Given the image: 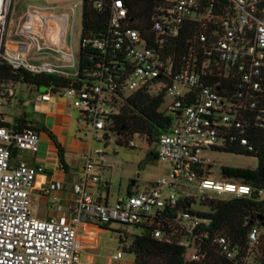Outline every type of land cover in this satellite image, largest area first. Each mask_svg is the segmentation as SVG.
Instances as JSON below:
<instances>
[{
    "label": "built area",
    "instance_id": "obj_1",
    "mask_svg": "<svg viewBox=\"0 0 264 264\" xmlns=\"http://www.w3.org/2000/svg\"><path fill=\"white\" fill-rule=\"evenodd\" d=\"M205 1L165 0L159 5L152 23L158 45H164L170 33L176 35L188 19H210V14L218 6L211 0L205 15L201 12ZM225 1L227 5L219 7L223 12L221 23L216 24L221 30L215 31L217 38L213 40L209 52L205 53L208 58L197 65L199 71L185 70L176 74L171 68L164 67L156 50L146 45L137 30L125 26L128 10L122 2L116 1L110 36L88 41L95 49L108 54L112 72L106 69V73H99L98 80L91 88L65 89L62 93L73 100L85 123L91 126L93 140L101 142L104 137H96V133L104 131L108 116L117 113L113 97L121 99L118 93L127 95L128 92L147 89L149 93L157 95L166 91V95L174 98L171 107L173 127L158 136L156 155L157 159L170 163L169 179L160 180L148 190L120 198L114 204L95 199L88 187L100 185V171L105 163L104 151L97 149L88 156L83 177L73 187L76 201L72 216L38 219L30 209V194L37 176L45 168L29 166L25 162L14 164L13 154L20 150L36 149L41 140L40 134L32 129L13 130L0 126V264H80L78 237L83 224L93 222L137 228L151 226L159 213L169 206L175 207L181 198L189 197L179 193V188L184 185H197L199 189L211 193L207 194L211 199L242 198L253 193L252 187L245 184L226 178L222 181L210 179L206 176L209 171L204 168L200 157L203 151L225 147L227 143L240 141L241 145L249 146L243 124L245 114L247 110L257 107L256 103L251 102L254 95L264 92V0ZM13 5L14 0H0V64L5 63L15 71L25 70L39 75H66L68 69H75L72 49L57 50L60 55L58 61H63L62 64L49 60L31 62V56L37 57L51 47L44 30L48 29L50 20L57 16L29 9L21 19L19 28L13 31ZM97 7L103 9V2L99 1ZM76 15L77 7H74V21ZM58 21L61 29L69 31L68 15H60ZM14 36L28 40L24 44V51H13L8 47L9 38ZM202 41L205 42L206 37H202ZM117 51L126 54L132 67L131 75L121 87L115 81L121 77L118 66H122ZM214 53L217 58H214ZM228 69L242 76L233 97L222 96L203 79V76H225ZM13 86L0 84V107L5 98L15 96ZM191 91H194V98L189 95ZM53 97L52 92L48 91L42 94L41 100L50 102ZM259 119L264 121L262 115ZM128 146L136 147L133 140ZM249 150L253 149L250 147ZM62 189L61 183H53L43 192L51 195ZM166 189L170 191L168 194L164 193ZM176 222L177 231L194 238L192 242L183 240L180 243L188 247L187 260L200 261L203 244L211 237L204 226L208 221L194 210V214L180 212ZM122 233L125 235L128 232L122 230L118 234L119 241L124 237ZM174 234L168 235L160 229L153 231L156 239L169 242ZM250 240L252 244L259 243L258 228L252 230ZM214 243L227 259H235L238 252L230 247L225 237H217ZM123 256L121 251L114 260L119 261Z\"/></svg>",
    "mask_w": 264,
    "mask_h": 264
},
{
    "label": "trees",
    "instance_id": "obj_2",
    "mask_svg": "<svg viewBox=\"0 0 264 264\" xmlns=\"http://www.w3.org/2000/svg\"><path fill=\"white\" fill-rule=\"evenodd\" d=\"M83 1V30L81 37L80 62L77 75H50L33 74L25 70L15 71L5 63L0 64V84L16 85L25 84L29 87L45 92L51 91L54 96L62 95L65 89L81 90L91 88L98 80V74L106 69L112 72L113 66L107 53L95 49L90 40L106 38L110 36V24L113 16V5L116 1L128 10V17L125 26L137 30L146 45L160 56L165 68H171L174 74L185 71H199L200 65L208 56L205 54L212 48V42L217 38L216 30H221L220 24L222 10L221 6L227 5L225 0H214L218 8L210 14V19L194 20L188 19L178 30L177 34L170 33L166 36L164 45L159 46L155 34L152 31L153 18L157 14L156 9L165 0H80ZM103 2V9H98L97 3ZM221 2L220 5H218ZM211 0L205 1L202 13H208ZM220 7V8H219ZM210 20V21H209ZM206 37V41H202ZM119 62L118 71L121 73L120 79L115 81L120 85L131 75L132 67L127 61L126 54L117 51ZM217 54L214 53V58ZM229 73V74H228ZM231 73V74H230ZM203 79L214 87L224 97H233L238 86L241 84L242 76L232 73L228 69L225 76H203ZM229 88V89H228ZM44 92V93H45ZM121 99L113 97L114 103L123 101L119 112L111 114L106 119L104 129V139L109 140V134L117 137V143L127 146L132 141L134 135H141L150 144H156L158 137L167 133L173 127V117L161 111L165 103L166 91L157 95L149 93L147 89H142L126 96L122 92L118 93ZM189 95L194 98V91ZM251 102L256 103V108L247 110L245 114L244 127L246 138L250 144L248 147L241 145L240 141L227 143L225 147L215 148L213 151L225 152L258 159V168L224 167L222 169L223 178L228 181L245 184L253 189L250 196L242 198L228 197L226 199L209 198L207 195L201 198V205L207 207L206 212L196 214L208 221L204 226L211 234L210 240L206 241L202 247V258L200 261H189L186 258L187 248L181 246L183 240L192 242L194 238L184 232L177 231V215L180 212H190L194 214V197L181 198L175 207L169 206L159 213L158 219L151 226L141 228V235L130 237L126 233L120 240V245L127 253L135 256V264H252L264 263V229L259 218L264 216V92L254 95ZM194 103V101L192 102ZM189 104V103H188ZM2 117V116H1ZM28 121L18 120L16 125H11L0 121V126L13 130L32 129L36 132L45 130L33 124L28 126ZM253 150L250 151L249 148ZM64 149L59 145V156L62 163L64 159ZM16 152H14L13 157ZM151 156L157 159L155 151ZM203 174V173H202ZM207 174H210L207 172ZM107 189L109 184H107ZM263 192L262 194L260 192ZM254 228L260 231L258 244H252L250 234ZM160 229L166 234L174 232L172 241L156 239L153 231ZM217 237H225L230 247L237 251L234 260L227 259L221 254L214 240ZM131 239V245L126 248V243Z\"/></svg>",
    "mask_w": 264,
    "mask_h": 264
},
{
    "label": "crops",
    "instance_id": "obj_3",
    "mask_svg": "<svg viewBox=\"0 0 264 264\" xmlns=\"http://www.w3.org/2000/svg\"><path fill=\"white\" fill-rule=\"evenodd\" d=\"M26 13L27 11L18 14L17 17L12 13L13 31L19 28L22 23L21 19ZM51 16H57V18H52L48 29L44 30L47 40L51 41V44H49L51 47L37 57L31 56L33 62L40 63L44 60H54L56 63L61 64L63 62L58 61L60 55L57 50L72 49L68 45V31L61 29V23L58 21L60 15ZM25 43H28L27 39L14 36L9 38L8 47L13 51H24ZM66 75L72 76L69 72H66ZM16 93L15 90L14 97L4 99L3 105L0 107L1 121L16 125L20 119L27 120L28 126L33 124L38 128L45 129L38 132L41 140L36 149L17 151L13 158L14 164L25 162L29 166L45 168V171L37 176L35 186L30 194L32 215L42 220L61 217L70 218L76 201L73 187L81 181L88 162V156L93 152L92 145L84 137L87 127L84 126L82 115L74 107L71 98L58 95L54 96L50 102H46L41 100L44 92L30 88L28 101L19 100L21 109H19L18 114L10 119L6 110L13 108L16 104ZM22 107L25 109L23 110ZM27 107L30 108V111L26 110ZM59 145L62 146L65 152L64 163L60 160ZM151 158L154 159L153 156ZM53 183H61L63 189L53 192L51 195L44 194L43 189ZM135 185L134 183L128 188L127 196L139 192L134 190ZM88 191L95 199L107 200L110 203V186L107 189L104 185H90ZM121 231V229L115 228L114 224L100 225L93 222L83 224L79 229L78 237L80 264H135V259H127L124 256L119 261L114 260L120 252L118 251L120 245L118 234Z\"/></svg>",
    "mask_w": 264,
    "mask_h": 264
},
{
    "label": "rangeland",
    "instance_id": "obj_4",
    "mask_svg": "<svg viewBox=\"0 0 264 264\" xmlns=\"http://www.w3.org/2000/svg\"><path fill=\"white\" fill-rule=\"evenodd\" d=\"M74 7H77V15L74 21ZM13 14L15 17L18 14H22L29 9L41 11L46 15H63L69 16V31H68V45L72 47L74 59L76 63L75 69H68L72 75L77 74L80 62V50H81V37L83 30V2L80 0H15ZM75 22V24H74ZM70 50V49H68ZM55 62L54 60H51ZM32 63H37L33 62ZM63 62V61H62ZM64 63V62H63ZM62 64V63H61ZM17 98L15 99V105L13 108H8V118L12 119L15 114H18L19 100L28 101L30 88L25 84L18 83L15 85ZM132 92H128L126 96H129ZM123 101L118 100L113 103L116 112H119ZM174 104V98L169 94L165 97V103L163 104L161 111L168 116H172L171 107ZM24 110L25 108L22 107ZM26 110L30 111L27 107ZM84 126L87 127L85 139L92 145V151L101 149L104 151L105 165H103L100 171L102 179L101 185L105 187L107 184L110 186V203L117 202L119 197H126L128 188L134 183L136 184L134 190L144 191L150 189L155 183L162 179H169V173L171 171L170 163L159 159L151 158V152L157 148L156 144H150L145 137L141 135H134L133 141L136 147L121 146L117 143V137L113 134H109V140L106 142L103 138L101 142L93 140L92 128L84 121ZM105 132H97L96 137H104ZM97 156L95 155L94 158ZM204 168L209 171L210 174H206L210 179L214 181H222V169L224 167L234 168H249L257 169L259 162L255 157H246L242 155H235L225 152L205 150L200 154ZM105 166V167H104ZM103 171V172H102ZM107 181V182H106ZM181 196L194 197L196 203L194 204V210L198 212H206L209 209L201 205V198L208 193L199 189L197 185H184L179 188ZM170 191L166 189L165 194ZM114 227L121 230H127L130 237L133 235H141L143 230L134 226L114 224ZM124 236V233H122ZM117 235V234H116ZM131 245V239L126 243L125 247L129 248ZM118 251L124 253V257L127 259H135L133 254L127 253L123 250V247L119 245Z\"/></svg>",
    "mask_w": 264,
    "mask_h": 264
},
{
    "label": "water",
    "instance_id": "obj_5",
    "mask_svg": "<svg viewBox=\"0 0 264 264\" xmlns=\"http://www.w3.org/2000/svg\"><path fill=\"white\" fill-rule=\"evenodd\" d=\"M9 55H10L11 57H13V55H12L11 53H10ZM41 91H42V92H45L46 89L43 88V89H41ZM157 137H158V136H157ZM130 195H131V194H130ZM259 220L262 221V227H263V229H264V216L261 217V218H259Z\"/></svg>",
    "mask_w": 264,
    "mask_h": 264
}]
</instances>
